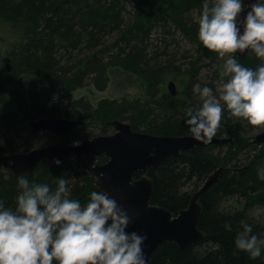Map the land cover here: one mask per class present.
I'll list each match as a JSON object with an SVG mask.
<instances>
[{
	"label": "trees",
	"instance_id": "obj_1",
	"mask_svg": "<svg viewBox=\"0 0 264 264\" xmlns=\"http://www.w3.org/2000/svg\"><path fill=\"white\" fill-rule=\"evenodd\" d=\"M202 6V0H0V17L22 32L10 50L0 51V155L19 153L22 139L28 143L24 152L41 147V134L29 131L26 135L23 126L40 118L83 122L64 136L51 135L61 140L59 145L81 142L85 134L82 129L100 121L113 126L115 120H128L135 131L152 135H191L184 113L199 103L192 91L199 73L197 63H191L186 73H179L176 79L187 87L173 97L159 85L168 75L176 74L171 71L174 57L166 53L167 59L161 61L156 53V57L149 56L148 46L158 28L167 34L166 28L174 26L198 44L201 55L213 61L218 53L200 42L199 23L192 14L200 16ZM240 62L254 68L262 60L253 53ZM113 66L123 67L146 81V102L103 99L94 107L86 98H73L72 94L86 86L87 80L97 90L105 91L110 82L107 72ZM16 112L23 115L22 120L17 121L16 116L9 119ZM257 126L232 117L225 108L215 136L226 134L234 139L232 143L185 151L149 172L154 181L152 203L176 215L190 204L193 193L189 185L198 190L211 174L223 168L220 181L201 198L199 227L205 238L185 249L173 242L165 243L150 264H264V248L261 257L252 259L244 251L237 254L234 247L242 221L251 224L253 234L259 238L262 229L247 218L246 210L264 204V180L257 174L264 165V145L242 134ZM106 133L108 129L102 131ZM244 155L250 162L241 167ZM88 161L104 163L107 159ZM4 170L0 164V200L14 209L20 191L18 177ZM58 177L69 181V197L82 203L91 191L99 190L95 179L85 170H78L72 160L62 165L44 162L35 173L27 175L30 185L46 182L53 188ZM233 197L245 201L247 208L220 207L223 200ZM226 221L231 222V231L224 229Z\"/></svg>",
	"mask_w": 264,
	"mask_h": 264
},
{
	"label": "clouds",
	"instance_id": "obj_2",
	"mask_svg": "<svg viewBox=\"0 0 264 264\" xmlns=\"http://www.w3.org/2000/svg\"><path fill=\"white\" fill-rule=\"evenodd\" d=\"M198 36L203 46L224 59L214 92L199 82L192 85L199 103L185 110L184 123L196 141L211 142L225 108L250 125H264V0H202ZM242 13H245L242 15ZM255 54L254 68L237 53ZM231 54V55H226ZM60 165V159L54 161ZM264 180V167L257 170ZM69 181L58 177L55 188L18 177L15 208L0 200V264H148L146 235L128 231L132 216L120 201L100 188L87 201L69 197ZM242 223L234 240L236 253L261 257L264 239ZM232 230L230 221L224 223Z\"/></svg>",
	"mask_w": 264,
	"mask_h": 264
},
{
	"label": "water",
	"instance_id": "obj_3",
	"mask_svg": "<svg viewBox=\"0 0 264 264\" xmlns=\"http://www.w3.org/2000/svg\"><path fill=\"white\" fill-rule=\"evenodd\" d=\"M250 3V0H245ZM245 13H242L244 15ZM247 51L237 53L241 60L248 57ZM171 96H178L175 81L168 83ZM83 125L80 120L67 118H40L30 122L34 133L48 132L64 136L76 126ZM114 133L86 139L77 144L50 145L37 147L28 152L0 155V164L19 177L32 175L44 162L54 165L56 159L61 164L70 160L95 179V185L115 196L129 210L132 223L128 231L146 235L144 252L148 264L155 252L165 243H176L179 249L193 247L206 236L199 227L203 211L201 198L215 183L220 181L223 168L211 174L206 182L191 196L190 204L178 214L152 203L154 181L149 172L157 169L171 158L197 147L222 146L234 141L231 137L214 136L209 143L196 141L192 135H152L135 131L126 122H112ZM256 143L264 145V132L259 134ZM105 157L102 164H91L86 159Z\"/></svg>",
	"mask_w": 264,
	"mask_h": 264
},
{
	"label": "rangeland",
	"instance_id": "obj_4",
	"mask_svg": "<svg viewBox=\"0 0 264 264\" xmlns=\"http://www.w3.org/2000/svg\"><path fill=\"white\" fill-rule=\"evenodd\" d=\"M132 10H129V12ZM194 14V19L198 23L199 16H197L196 13ZM129 16V15H127ZM130 17V16H129ZM167 34L164 33L162 29H157L150 41V49L148 46V54L149 56L152 55V57H156L154 53L158 54L160 56L161 61H165L167 57H164V55L170 54L171 57H174V65L175 67L171 69L172 72H175V75H168L166 77L165 82L159 85V89H162L163 91L169 92L168 90V83L170 81H175L177 84V88L179 93L183 92V90H186V83L179 82L177 76H179V73H186L187 70L190 69L191 63H197V67L199 68V73L197 74L198 77L196 82H199L201 86L207 85L209 87H212L214 92L219 87L220 83L222 82L223 77H219L218 73L220 74L223 70V63L224 59L226 57L222 58L219 55L214 57V60H210V58H207L204 55H201L198 50V44L187 37L183 32L175 28L174 26H169L166 28ZM21 31L14 28V24L11 21H8L7 19H4L0 17V51H8L12 48L13 43L19 39V36L21 35ZM167 49V50H166ZM191 54V55H190ZM231 55V54H226ZM155 65V64H153ZM108 76L110 78L109 85L105 91H99L97 88L92 85L90 80H87L86 86L83 88L78 89L75 91L72 95L74 99H80V98H86L88 99L91 104L96 107L98 103L103 99H110V100H123V99H129V100H140V102H146L149 98L148 93V85L146 81L141 78L140 76L127 71L123 67L119 66H113L109 68L108 70ZM193 82V81H192ZM194 83V82H193ZM178 93V94H179ZM160 94H162L160 92ZM7 99V98H4ZM17 117V121H20L23 119V115H19L17 112L12 115H9V119L13 120ZM33 121V120H31ZM23 123L24 128H26V135H28L29 131L31 130L30 122ZM129 124V121H123ZM22 126V125H21ZM104 129H108L107 135H111L114 133V127L108 126L107 124L100 122H93L89 124L85 129H82V133L84 134V138L81 140L84 141L86 139L106 135L102 134V131ZM80 130V129H79ZM248 131V132H246ZM243 134L245 137H256L258 134L264 132V125H259L255 129L246 130ZM39 142L41 147L44 146H50V145H59V142L61 140L59 138L52 139V136H55L51 133L47 132H39ZM25 135V134H24ZM86 135L92 137H85ZM57 137V136H55ZM221 137H230L226 134H223ZM19 141V140H18ZM80 143V142H78ZM28 148L27 140H20L19 141V153L24 152ZM18 153V152H17ZM247 157L244 155L240 158V166L245 167L249 164L250 160H246ZM264 167V165H263ZM5 170V173H11L10 170L6 167H3ZM78 170H81L77 166ZM199 190V188H198ZM189 191H191L193 194L197 191L191 185H189ZM245 204V201L237 198H226L221 202V208L224 210H233V209H242L245 210L247 207ZM247 218L252 221L254 225H257L261 227L260 232V238L264 239V204L256 205L253 207H249L246 210Z\"/></svg>",
	"mask_w": 264,
	"mask_h": 264
},
{
	"label": "flooded vegetation",
	"instance_id": "obj_5",
	"mask_svg": "<svg viewBox=\"0 0 264 264\" xmlns=\"http://www.w3.org/2000/svg\"><path fill=\"white\" fill-rule=\"evenodd\" d=\"M91 159V158H95V157H92V156H88L86 159L88 160V159ZM89 162V161H88ZM90 163V162H89ZM105 163V162H104ZM91 164H102V163H100V162H98V161H94V163H91Z\"/></svg>",
	"mask_w": 264,
	"mask_h": 264
},
{
	"label": "bare ground",
	"instance_id": "obj_6",
	"mask_svg": "<svg viewBox=\"0 0 264 264\" xmlns=\"http://www.w3.org/2000/svg\"><path fill=\"white\" fill-rule=\"evenodd\" d=\"M190 55H191V54H190ZM260 134H261V133H260ZM258 135H259V134H258ZM258 135H257V136H258ZM257 136H256V137H257ZM256 137H255V139H256ZM254 142H255V140H254ZM255 143H256V142H255ZM257 144H259V143H257ZM261 145H263V144H261Z\"/></svg>",
	"mask_w": 264,
	"mask_h": 264
}]
</instances>
